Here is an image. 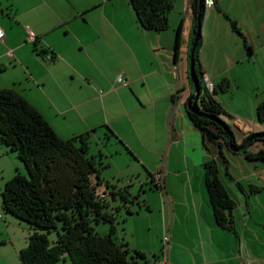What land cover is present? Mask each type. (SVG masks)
<instances>
[{
	"label": "crops",
	"instance_id": "obj_1",
	"mask_svg": "<svg viewBox=\"0 0 264 264\" xmlns=\"http://www.w3.org/2000/svg\"><path fill=\"white\" fill-rule=\"evenodd\" d=\"M191 18L190 0L173 4L160 31L142 28L127 0H0V71H10L2 87L17 91L60 138L87 134L88 155L103 165L98 192L110 193L102 211L111 215L114 234L130 215L132 238L131 221L154 213L157 249L113 235L142 252L140 264H154L162 232L166 264H264V159H248L219 140L222 162L186 112ZM201 33L202 69L211 84L228 82L213 96L238 144L264 130L255 113L264 102V0H215L204 9ZM118 72L126 82L115 81ZM207 159L234 203L232 229L212 217ZM29 230L0 204V264H25L18 251Z\"/></svg>",
	"mask_w": 264,
	"mask_h": 264
},
{
	"label": "trees",
	"instance_id": "obj_2",
	"mask_svg": "<svg viewBox=\"0 0 264 264\" xmlns=\"http://www.w3.org/2000/svg\"><path fill=\"white\" fill-rule=\"evenodd\" d=\"M127 1L142 28L160 31L168 26V13L174 0ZM190 9L188 66L198 93L190 101L192 110L186 109L188 118L201 140L211 141L217 146L222 162L226 163L220 150L221 142L228 147L227 140L234 148L240 146L236 151L229 148L232 152L241 153L248 159H264V147L253 152L247 150L255 140L264 142V130L245 136L237 144L223 119L226 112L213 94L217 90H226L228 82L220 80L211 86V91L205 86L199 53L204 14L202 1L198 5L197 0H190ZM222 15L232 31L240 35L235 22L225 13ZM179 30L180 24L176 28L175 48ZM255 113L257 120L264 119V102L256 105ZM248 137L250 139L246 140ZM0 143L15 153L25 169V175L15 172L5 181L0 201L4 212L30 227L26 245L18 251L22 263L54 264L67 258L70 264H140L138 259L143 257L142 252L115 240L112 218H107L106 212L102 211L107 201L96 198L102 184L98 167L103 165L88 155L87 134L60 138L38 110L17 91L2 87ZM202 166L212 217L219 227L232 229L230 211L234 203L218 177L217 165L213 159H207ZM100 220L108 222L107 232L101 235L93 226ZM50 233H54L53 239L48 238Z\"/></svg>",
	"mask_w": 264,
	"mask_h": 264
},
{
	"label": "rangeland",
	"instance_id": "obj_3",
	"mask_svg": "<svg viewBox=\"0 0 264 264\" xmlns=\"http://www.w3.org/2000/svg\"><path fill=\"white\" fill-rule=\"evenodd\" d=\"M176 2L177 0H174L173 4H176ZM224 19L228 22V20L225 17ZM228 25L230 26L229 22H228ZM201 31H202V23H201ZM188 70H189V67H188ZM9 72H10L9 70L0 71V87H2V85L6 84L9 81L10 79ZM189 80H190V77H189ZM220 80H226V79L225 78L218 79L213 84H211L212 82L210 83L209 80L208 81H209V84L212 86V85H216ZM190 84L193 86L192 82H190ZM216 93H221V91L217 90ZM260 122H264V119L261 120ZM249 146L247 147V149L248 148L255 149V147L264 146V142L255 140ZM240 155L242 154L240 153ZM14 165H17L19 167V170L16 169ZM15 171L19 172L22 175H25L24 166L22 162L16 157L15 153L10 151L7 146L0 143V201H1V190L3 188V185L5 181L8 180L15 173ZM135 213L136 212H132L133 214L132 216H136ZM104 214L107 218L109 217L111 218L110 214H107V213H104ZM129 216H127L124 222L118 225L117 232L114 234L115 238L118 240L119 235H121V237H123L124 240L128 241L129 239L132 241V243L134 241L136 245H138V247H141V248L145 247V249H149L151 247L153 249H157L156 246H157V243H159V240L156 235L157 233L156 229L154 228V223L156 222L154 213L153 212L152 213L141 212L139 217H135V219L131 221L132 226H134V231H132V238L130 237V230H129V228L131 227L129 224L130 221L128 219ZM93 226L98 234L100 235L105 234L108 229V222L100 220L95 224L93 223ZM48 238L53 239L54 233H50L48 235ZM128 248H131V247L128 246Z\"/></svg>",
	"mask_w": 264,
	"mask_h": 264
},
{
	"label": "built area",
	"instance_id": "obj_4",
	"mask_svg": "<svg viewBox=\"0 0 264 264\" xmlns=\"http://www.w3.org/2000/svg\"><path fill=\"white\" fill-rule=\"evenodd\" d=\"M201 1H202L204 9H206L208 7H211V6H213L215 4V0H201ZM27 37L28 38H33L34 37V34H33V32L31 30H27ZM1 38H2V31L0 29V39ZM7 54L11 55V51L7 50ZM45 57H46V59H50L51 58L50 55H46ZM203 78H204V82L206 84L205 86H206L207 90L211 91V85L209 84V81L207 80L205 75H203ZM115 81L119 82V83H124V82H126V78L122 75L121 72H118L116 74V76H115ZM154 185H156V183H154ZM107 194L108 193L105 192V191L98 192V194L96 195V198H103ZM167 240H168L167 234H165V232H162L161 237H160L161 247H160L159 255L155 259L154 264H166V260H165V245H166Z\"/></svg>",
	"mask_w": 264,
	"mask_h": 264
},
{
	"label": "water",
	"instance_id": "obj_5",
	"mask_svg": "<svg viewBox=\"0 0 264 264\" xmlns=\"http://www.w3.org/2000/svg\"><path fill=\"white\" fill-rule=\"evenodd\" d=\"M197 4L199 5L200 4V0H197ZM192 47H193V44H191V47H190V53H191V49H192ZM189 77H190V79H191V82H192V84H193V86H194V90L190 93V95L188 96V98L186 99V102H185V104H186V109H188V110H192V108H191V105H190V101L191 100H193V99H195L196 97H197V88H196V85H195V79H193L192 78V75H191V73H190V67H189ZM248 139H250V137H248V138H246V140H248ZM227 143H228V147L231 149V150H233V151H236L239 147H236V148H234V147H232L231 145H230V141L229 140H227Z\"/></svg>",
	"mask_w": 264,
	"mask_h": 264
}]
</instances>
